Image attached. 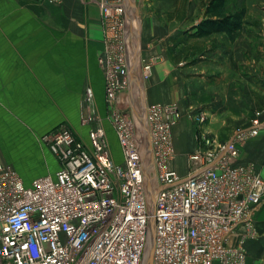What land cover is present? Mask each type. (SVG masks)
<instances>
[{
    "label": "built area",
    "instance_id": "obj_1",
    "mask_svg": "<svg viewBox=\"0 0 264 264\" xmlns=\"http://www.w3.org/2000/svg\"><path fill=\"white\" fill-rule=\"evenodd\" d=\"M99 6L105 49L98 62L122 160L87 88L81 124L91 147L67 125L43 134L60 168L30 184L0 161V264H247L245 243L258 236L264 178L255 162L241 159L264 131L263 112L223 143L202 134L205 145L188 154L181 175L173 168L180 107L147 102L146 83L159 58L131 46L130 0ZM205 121V113L196 114L195 123ZM240 228L245 234L233 246Z\"/></svg>",
    "mask_w": 264,
    "mask_h": 264
},
{
    "label": "crops",
    "instance_id": "obj_2",
    "mask_svg": "<svg viewBox=\"0 0 264 264\" xmlns=\"http://www.w3.org/2000/svg\"><path fill=\"white\" fill-rule=\"evenodd\" d=\"M99 1L63 0L57 5L46 0H0V161L14 167L26 184L55 175L60 168L54 155L39 141L41 135L60 123L57 85H71L76 78H85L84 85L93 90L100 116L108 114L107 107L102 111L99 107L103 101L105 105L104 74L98 62L105 49ZM263 1L222 0L217 6L221 0H130V44L138 45L144 58H159L146 83L147 102L179 103L189 95L191 80L194 87L200 83L196 77L204 74L193 72L201 69L207 76L203 85L212 86L223 79L225 85L236 87L231 97L239 99V95L248 101V118L256 111H262L264 118V72L260 71L264 63H253L247 57L244 61L238 51L243 40L254 43L253 30L247 29L253 16H239V8ZM211 6L221 12L210 13L207 9ZM97 68L102 76L100 93L94 88ZM239 86L246 89L239 90ZM67 90L71 96L76 94V89ZM200 101L202 106L210 102ZM81 115L82 110L80 123ZM104 125L114 157L120 162L115 132L105 119ZM181 137L176 127L173 138L177 158L173 168L186 175L182 164L196 145L192 141L182 143ZM241 162H255L264 178V131L247 143ZM255 224L259 236L245 243L247 264H264V201L255 213ZM244 234L245 228H240L231 245H238Z\"/></svg>",
    "mask_w": 264,
    "mask_h": 264
},
{
    "label": "rangeland",
    "instance_id": "obj_3",
    "mask_svg": "<svg viewBox=\"0 0 264 264\" xmlns=\"http://www.w3.org/2000/svg\"><path fill=\"white\" fill-rule=\"evenodd\" d=\"M211 1L212 0H207V2ZM222 3L223 2L221 0V2H217L216 5L219 6L222 5ZM215 6L209 7L207 11L209 10L210 13H220V8H215ZM239 9V16L247 13L249 16H253L251 18L252 23H248L251 28L250 26H248L247 29L248 31L253 30L252 34L254 35V43L246 44L245 40H243L241 45L238 46V51L242 53L241 57L244 61L247 57L248 60L253 63H264V1L257 3V5L253 7L243 6ZM58 40L59 39L57 38V41ZM58 44L59 42H57V45ZM245 45H248L247 50ZM260 71L264 72V70ZM66 73L67 75H71L69 71H67ZM193 73H202L204 75L199 74L196 77L198 79H201L200 83L198 82V84L195 85L196 87H194L195 83L193 82V80H191L192 88H190L189 95L183 96L182 100L179 102L180 104L178 103L181 110V121L177 126V129H179L182 134L181 142L187 144L192 141L196 145L195 150H197L199 147L205 145L204 137L202 136V134H205V137L210 140L211 143L217 145L231 139L236 132L245 129L249 125L250 121V118L247 117V112H249L247 107L249 108L250 105L245 98L239 95L238 97L241 101H239V99H236L235 96L231 97V95L233 94L231 93V90L234 91L236 87L225 85L223 83V79H217L216 81L219 82L213 84L212 86H205L203 84L207 79V76H205L206 70L200 69L198 70V72ZM94 75L96 76L94 77V88L97 93H100V88H102V76L100 77L98 68L94 69ZM225 75H228V71L225 72ZM203 78H205V80ZM84 80L85 78L82 80L76 78L74 80L76 81V83L74 82L75 84L63 86L57 85V121L60 122L59 126L67 125L72 127L74 131L79 135V137L85 142V144L91 147L89 129L86 126H83L78 120L79 113L81 110H83L82 106L85 102L87 88L89 87L84 85ZM66 81L67 80H63V82L65 83ZM69 81L72 82L71 80ZM71 88L76 89V94L72 96L67 94V89ZM198 88L200 89V91L196 94L195 92ZM238 89L245 90L246 87L239 86ZM124 97L125 96L122 97L123 109L125 108V106L128 108V104ZM201 99L210 100V102H206V104L202 106V103H200ZM104 106L107 107L108 110V114L104 117L105 121H107V118L109 119L110 108L109 104L106 102V99L105 105L104 101L103 104L100 103L99 107L101 108V111ZM97 112H99L98 114L100 115V111L98 109ZM200 112L205 113L206 116V121L202 125H198L197 123H195L196 114ZM41 136L39 138L40 142ZM182 169V173L187 172L188 161H185L182 164Z\"/></svg>",
    "mask_w": 264,
    "mask_h": 264
},
{
    "label": "trees",
    "instance_id": "obj_4",
    "mask_svg": "<svg viewBox=\"0 0 264 264\" xmlns=\"http://www.w3.org/2000/svg\"><path fill=\"white\" fill-rule=\"evenodd\" d=\"M239 25H240V22H239Z\"/></svg>",
    "mask_w": 264,
    "mask_h": 264
}]
</instances>
